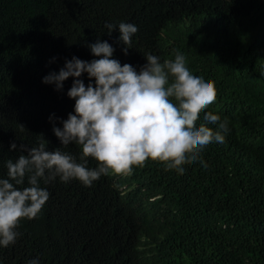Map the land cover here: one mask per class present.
Here are the masks:
<instances>
[{
	"label": "trees",
	"instance_id": "obj_1",
	"mask_svg": "<svg viewBox=\"0 0 264 264\" xmlns=\"http://www.w3.org/2000/svg\"><path fill=\"white\" fill-rule=\"evenodd\" d=\"M120 22L138 27L127 55L119 30L105 27ZM97 40L137 71L147 54L184 55L217 92L197 126L210 111L230 131L183 174L148 159L91 186L41 179L50 197L0 247V264H264V0H0V178L20 155L12 142L60 146L50 117L62 128L74 113L73 78L61 91L43 78L74 56L98 59L88 47ZM60 147L79 162V146Z\"/></svg>",
	"mask_w": 264,
	"mask_h": 264
},
{
	"label": "clouds",
	"instance_id": "obj_2",
	"mask_svg": "<svg viewBox=\"0 0 264 264\" xmlns=\"http://www.w3.org/2000/svg\"><path fill=\"white\" fill-rule=\"evenodd\" d=\"M105 27L108 35L119 30L118 39L127 55L138 27L125 22ZM88 47L98 59L85 61L74 56L59 72L43 78L57 91L73 78L67 95L75 100L74 113L60 120L62 128L55 126L54 114L50 122L60 146H79V162L60 146L47 150L43 141L36 147L11 143L10 151L20 155L15 161L7 160V178H0V247L13 245L20 235L16 231L19 222L35 218L48 201L50 193L40 186L41 179L45 184L57 178L63 183L75 179L91 186L110 170L129 174L148 159L183 174L182 165L200 159V153L213 141L223 143L230 131L228 121H221L210 111L203 117L206 123L197 126L200 114L215 102L217 92L213 82L190 72L185 56L179 52L174 60L163 63L147 54V62L137 71L131 64L114 59L115 49L107 41L97 40ZM206 124L218 128L214 132ZM88 158L97 161V167H87ZM26 178L29 186L18 187ZM28 264H38V260Z\"/></svg>",
	"mask_w": 264,
	"mask_h": 264
}]
</instances>
